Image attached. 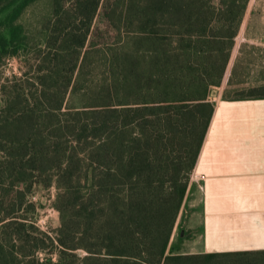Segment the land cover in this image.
<instances>
[{"label":"trees","instance_id":"trees-1","mask_svg":"<svg viewBox=\"0 0 264 264\" xmlns=\"http://www.w3.org/2000/svg\"><path fill=\"white\" fill-rule=\"evenodd\" d=\"M25 1L4 6L0 60L25 47L9 24ZM51 3L31 77L0 106V264H264V249L170 251L247 0ZM38 185L55 188L54 237Z\"/></svg>","mask_w":264,"mask_h":264},{"label":"crops","instance_id":"crops-1","mask_svg":"<svg viewBox=\"0 0 264 264\" xmlns=\"http://www.w3.org/2000/svg\"><path fill=\"white\" fill-rule=\"evenodd\" d=\"M234 41L179 213L188 211L184 226L195 248L176 253L264 249V98L234 94L264 85L249 73L237 80L241 69L250 70L243 42L264 53V0H247Z\"/></svg>","mask_w":264,"mask_h":264},{"label":"rangeland","instance_id":"rangeland-1","mask_svg":"<svg viewBox=\"0 0 264 264\" xmlns=\"http://www.w3.org/2000/svg\"><path fill=\"white\" fill-rule=\"evenodd\" d=\"M24 1V0H23ZM52 0H26L21 2L19 5V12L12 15L10 19V27L19 26L22 35L24 36L25 47H21L17 55L14 56H5L0 60V106L4 103L3 94L10 90L11 86L17 84L18 87L24 85L27 77H31L30 70L33 69V65H36V51L37 49H44L45 40L43 37L44 27L48 26L49 19L52 18ZM7 0H0V17L4 14L3 9H5V4ZM13 10V9H12ZM12 10L8 15L12 13ZM102 18V9L99 11L98 16L95 19V25H98ZM259 25H262L261 23ZM2 22H0V29ZM243 46L246 47L241 57L244 58V61L249 63L248 69H241L238 72L237 80H240L244 73H249V80H257L259 78H264V53L254 54L251 51H256L254 42H243ZM250 46V47H249ZM243 61V62H244ZM254 67L253 70L251 68ZM246 82V81H245ZM28 88V87H27ZM252 88L251 86H243L241 91L234 92V94H245L248 90ZM71 101L75 105L81 103L79 94L72 95ZM55 188H43L38 185L34 187L33 194L31 199L38 203L37 210L35 212V222L37 226L46 231L50 236L54 237L55 229L59 226V216L58 212L52 207V200L54 197ZM188 213V211H187ZM187 213L183 212V218L181 214L176 219L175 227L172 231L170 238V251L172 252H182L189 251L193 242L188 240L189 232L187 226L185 225V220ZM184 221V224H183ZM182 222V223H181ZM183 230V231H182ZM185 233V234H184ZM80 254L82 252L79 251ZM40 257L49 255L52 259H56V253L48 254L47 252L40 251L38 254Z\"/></svg>","mask_w":264,"mask_h":264}]
</instances>
